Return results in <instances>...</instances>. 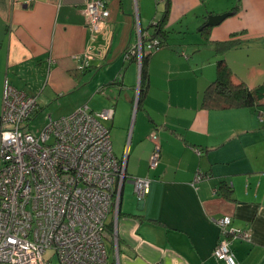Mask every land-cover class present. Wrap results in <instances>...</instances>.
I'll list each match as a JSON object with an SVG mask.
<instances>
[{
	"label": "crops",
	"instance_id": "0c3cea01",
	"mask_svg": "<svg viewBox=\"0 0 264 264\" xmlns=\"http://www.w3.org/2000/svg\"><path fill=\"white\" fill-rule=\"evenodd\" d=\"M87 1L0 0V113L5 81L36 97L31 119L45 108L54 120L83 105L114 110L102 121L113 153L125 158L128 177L149 179V191L138 202L124 182L116 222L107 219V264H224L213 256L221 237L215 221L223 217L251 235L231 242L236 264H264V101L254 108L202 105L220 60L234 82L264 84V0H169L167 36L148 59L140 101V67L124 55L138 30L152 35L165 0H102L108 33L94 41ZM226 12L202 32L209 15ZM227 41L237 45L223 51ZM153 135L161 151L150 168ZM197 173L203 179L194 183Z\"/></svg>",
	"mask_w": 264,
	"mask_h": 264
},
{
	"label": "built area",
	"instance_id": "2783aa9c",
	"mask_svg": "<svg viewBox=\"0 0 264 264\" xmlns=\"http://www.w3.org/2000/svg\"><path fill=\"white\" fill-rule=\"evenodd\" d=\"M83 14L91 39L105 38L109 12L102 0H89ZM138 30L137 41L124 58L143 57L160 49L156 38ZM87 66L88 53L82 55ZM37 110L36 97L4 82L0 113V264H107L104 240L107 219L116 222L127 179L138 202L149 191L148 178H130L125 158L113 153L109 129L114 110L91 112L86 105L58 119L47 117L38 135L28 132ZM149 167L159 161L161 147L151 136ZM203 179L197 173L194 183ZM221 237L213 250L216 260L236 264L234 240L250 242L248 230L231 227V218L215 221Z\"/></svg>",
	"mask_w": 264,
	"mask_h": 264
},
{
	"label": "trees",
	"instance_id": "16d2710c",
	"mask_svg": "<svg viewBox=\"0 0 264 264\" xmlns=\"http://www.w3.org/2000/svg\"><path fill=\"white\" fill-rule=\"evenodd\" d=\"M169 6L170 1L165 0V11L161 20L152 26V35L148 34L149 38L144 40L149 41L150 39L156 38L159 41L160 49L163 47L164 40L167 36V32L164 31V25L166 24ZM234 12L235 11L232 10V13ZM209 28L211 27L205 26V24H203L202 32H206L209 30ZM236 45L237 43L235 42L227 41L220 44V47L223 51H227ZM150 56L151 55L141 59L137 101H140L143 93L146 90L147 62ZM128 60L137 61L135 56L130 57ZM111 84L120 85V82L114 81ZM262 101H264V84H261L259 87L254 89H250L242 82H234L230 69L222 60L217 62L215 79L205 89L202 96V105L207 109L254 108L258 107ZM220 189L224 190L225 196L230 193L229 188L225 185H222Z\"/></svg>",
	"mask_w": 264,
	"mask_h": 264
},
{
	"label": "rangeland",
	"instance_id": "374dc122",
	"mask_svg": "<svg viewBox=\"0 0 264 264\" xmlns=\"http://www.w3.org/2000/svg\"><path fill=\"white\" fill-rule=\"evenodd\" d=\"M54 111V110H53ZM101 112V111H100ZM52 113V114H51ZM98 113V112H95ZM51 114L52 117H56L55 112H50L45 109H41L40 112H37V115L31 119L28 125V132L33 135H38L44 128L47 123V115ZM45 257L49 259L50 264H59L56 257L52 256L49 252L45 254Z\"/></svg>",
	"mask_w": 264,
	"mask_h": 264
},
{
	"label": "water",
	"instance_id": "95a60500",
	"mask_svg": "<svg viewBox=\"0 0 264 264\" xmlns=\"http://www.w3.org/2000/svg\"><path fill=\"white\" fill-rule=\"evenodd\" d=\"M230 15H231L230 12H226V13H223V14L209 15L207 17L206 22H205V26H208V27H216L222 21H224L227 17H229Z\"/></svg>",
	"mask_w": 264,
	"mask_h": 264
}]
</instances>
